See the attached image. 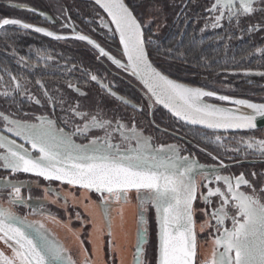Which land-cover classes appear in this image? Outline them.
<instances>
[{
	"label": "snow or ice",
	"instance_id": "snow-or-ice-1",
	"mask_svg": "<svg viewBox=\"0 0 264 264\" xmlns=\"http://www.w3.org/2000/svg\"><path fill=\"white\" fill-rule=\"evenodd\" d=\"M94 4L111 18L105 22L100 17L99 27L107 28L113 37L118 34L120 58L73 25L63 23L61 27H71L73 40L86 41L98 50L97 59L106 57L117 69L135 77L144 89L142 100L134 103L118 95L111 82H104L106 77L81 68L82 75L87 77L85 84L95 82L125 110L130 107L132 113L109 115L99 105L85 110L79 98H87L88 93L71 80L66 78L64 85L78 97L68 96L58 84L49 86L42 79L30 80L27 76L13 74L5 65L3 72L9 82L0 75V84L5 85L0 92V170L8 176L30 174L99 194V204L92 203L101 210L102 227L96 228L101 236L104 229L109 236L113 235V204L129 203V194L135 192L138 228L131 264H151L145 248L149 208L154 209L158 225L154 264H264V170L239 174L231 171L233 165L245 162L264 164V136L255 135L257 121L264 120V102L178 82L157 64V58L189 63L191 54L198 57V62L203 61L202 66L211 68L215 57L209 58L201 50L204 35L209 30L214 31L215 39L209 43H219L264 32V0H209L204 5H200L199 0H180L174 21L176 38L167 45L161 42L162 24L156 23L157 16L150 15L145 20L135 14V8L125 0H94ZM191 5L202 7V13L193 12ZM12 6L37 12L24 4ZM173 6L177 7L175 0ZM153 11H161L159 0H153ZM62 15H67L66 10ZM256 17H259L257 23L244 26V21ZM189 21L202 24L193 29L192 39L195 40L197 34L200 36V48L195 51L193 46L182 42L183 29L189 26ZM5 26L33 30L56 41L69 39L18 18H0V29ZM237 31L242 33L240 37L235 36ZM228 47L225 43V50ZM255 52L264 58V47H257ZM37 53L40 55L39 49ZM11 55L16 57L15 50ZM40 58L53 60L50 55ZM16 63L30 71L39 67L24 56H19ZM76 68L77 65L72 64L64 70L70 74ZM243 74L264 77V71L253 73L251 69L243 70ZM206 98L230 102L232 106H219ZM159 105L167 109L175 122L188 126V132L180 137L183 140L191 133L192 139L187 144L158 142L154 134L175 135L180 129L173 128L170 133L168 126L161 127L154 118L148 120L152 132L141 124L138 117H154ZM26 106L30 109L38 106L41 114L25 110ZM203 130H211V133ZM228 133L231 136L226 135ZM192 149H199L215 163H201ZM8 176L0 177V193L6 192L7 197L5 203H0V244L4 246L0 248V264H78L45 223L28 218L50 215L42 201L34 204L30 194H22L24 188L30 191L32 182ZM198 203L203 207L198 208ZM20 208L27 209V213L20 214ZM197 213L205 218L201 231L205 226L209 229L211 242V250L203 258L196 231ZM111 246L116 252L115 241ZM95 255H85L79 264H101L93 259Z\"/></svg>",
	"mask_w": 264,
	"mask_h": 264
},
{
	"label": "trees",
	"instance_id": "trees-1",
	"mask_svg": "<svg viewBox=\"0 0 264 264\" xmlns=\"http://www.w3.org/2000/svg\"><path fill=\"white\" fill-rule=\"evenodd\" d=\"M8 2L9 0H0V18H18L36 26L56 31L60 34L71 33L69 29L61 28L60 25H53L43 19L37 12L33 13L23 9L11 8L9 7ZM11 2L30 5L32 8H35L40 12L49 13L53 17L59 19L63 16L62 12L66 10L68 17L70 16L71 20L75 23L77 31H80L82 34L89 35L111 54L120 58L118 51V49L121 48L119 45V37L118 35L113 37L106 28L99 27L100 17L107 18V16L91 0H11ZM126 2L135 8V14L142 16L145 20L148 19L150 15L158 17L156 23L162 24L160 36L163 44L167 45L170 41L176 38L175 34L177 32V28L174 21L176 13L180 10L178 7L180 0H175L177 7L173 6V0H159V7L161 9L159 12L153 11V0H126ZM208 2L209 0H199L200 5L207 4ZM191 8L195 13H202V7L200 6L191 5ZM193 12H190L189 14L191 15ZM97 13L99 15H97ZM258 20L259 17H256L244 21L243 23L244 26L247 27L249 23H257ZM200 26H202V24H194L192 21H189V26L183 29L185 36L183 37L182 42L185 46H193L194 51L195 49L200 48V36L197 34L195 40H193V29H198ZM152 28L154 31L155 24L152 25ZM216 31L218 32L220 30ZM4 33H8V36L3 38L2 36ZM215 34L216 33L214 31L209 30L203 37L204 44L201 50L209 58L215 57V52H219L220 55L221 53L225 54V51L222 50L225 42L209 43V41H213L215 39ZM241 35L242 33L239 31L235 33L236 37H240ZM227 43L229 44V47L226 51L229 54H232V50L238 48V45L239 47H241L240 45L264 47V32L243 35L242 39L234 38L231 42ZM38 49L40 50V55L37 53ZM13 50H15L17 54L15 58L11 55ZM212 52H214L213 55ZM41 55H50L53 57V60L49 61L41 59ZM19 56H24L26 60L33 64H38L39 67L32 71L23 68L21 65L16 63V59H18ZM98 56V50L94 49L91 45H88L85 41H75L72 38H69L67 41H56L53 38L46 37L41 33H35L33 30H22L17 26H5V28L0 29V58L2 59H0V72L3 75H6L3 72V67L6 65L13 74L27 76L30 80L42 79L49 86L58 84L68 96L78 97V94L74 93L70 89H67L64 85V80L67 78L74 84H78L83 91L88 93L87 98H79L83 103L85 110L95 109L96 106L99 105V107L103 108L109 115H112L113 113L123 115L125 112L130 115L132 113L130 107L125 110V107L122 104L114 98L106 95L100 89L98 84L91 81L85 84L87 77L82 75L80 69L86 68L101 78L106 77V79H104L105 83L111 82L113 90L116 91L118 95H123L134 103L140 102L144 96L142 84H140V82L129 73L117 69L116 66L113 65L106 57H99V59H97ZM224 59L225 58L223 56L219 58L215 57V60L212 61L211 68L202 66L203 61L198 62V57H194L191 54L188 56L189 63H183L179 60L166 61L157 58V64L163 68L170 78L175 79L178 82L183 83V81H185V83L190 84L191 86L207 87L204 85L205 83L203 84V82L199 84V80H202L199 78L208 79V75L213 74V72L214 74H217L219 69L223 70L227 68L232 70L236 66V64H234L232 68L231 66L226 65L224 63ZM241 63L242 61H240V64ZM45 64L48 65L47 68L44 67ZM72 64L77 65V68L70 74L65 72V67H71ZM196 74L200 76L197 81H195V79L191 80L187 77L188 75L191 77L196 76ZM210 79L213 78L210 77ZM242 84L244 88H238L244 90L247 94L241 95V98L251 99L256 102H264V100L259 99V93H264L263 88L257 90L250 89L252 87H259V84H247L244 82ZM4 86L5 85L0 84V92L4 90ZM29 87L33 92L36 91V88L32 85H29ZM208 89L211 88L208 87ZM25 110H35L37 115L41 114V110L38 106H36L35 109H30L26 106ZM57 111H59V109H57ZM155 111L156 112L153 118L156 122L160 124L161 127L168 126L169 132H172L174 126H171L169 123L170 120L175 122V119L158 106ZM158 113H162L164 116L161 117ZM138 119L147 131H153V129L148 126V120L152 119L151 116L147 119L144 117H138ZM177 124L181 126L180 123ZM183 127L188 130V127ZM193 131H195V129H193ZM208 133L210 134V132ZM154 134L158 136V142L174 143V137L170 135H162L158 132H155ZM226 135L231 136V134ZM255 135L258 137L263 136L264 129L256 131ZM193 151L198 152V150ZM259 165H261V163L250 165V167L254 169V171H258L257 167ZM156 241L157 237L155 234L148 238L147 247L149 248L147 253H149L151 248L155 247Z\"/></svg>",
	"mask_w": 264,
	"mask_h": 264
},
{
	"label": "rangeland",
	"instance_id": "rangeland-1",
	"mask_svg": "<svg viewBox=\"0 0 264 264\" xmlns=\"http://www.w3.org/2000/svg\"><path fill=\"white\" fill-rule=\"evenodd\" d=\"M15 4H19V3L11 2L10 4L8 2L9 7L11 8L23 9V10L28 11L27 8L13 7L12 5H15ZM24 5H27V4H24ZM27 6L31 7L30 5H27ZM41 17L47 20L48 22L52 23L53 25L61 26V24L63 23H69L73 26H76L75 23L71 19L70 20L67 19L68 15L66 16L63 15L62 18L59 19V18L53 17L49 13H44V15ZM107 18L103 17L105 22L110 21ZM110 26L112 29H114L113 25H110ZM64 29H69L72 32L71 27L64 28ZM61 35H66V34H61ZM7 36H8V33H6V35L4 33L2 37L4 38ZM222 42L227 43V41H221V43ZM240 46L241 47H239L238 45V48H236L235 50H232V54H229L227 52V55H225L224 53H221L220 55L219 52H215V53L212 52V55L214 53L215 57L217 58L223 56L225 58L224 63L226 65H229L233 68V65L236 64V66L232 70L222 71L221 69H219V72H218L219 74L218 73L214 74L213 72L214 75L213 74L208 75L209 76L208 79L199 78L200 76H198L197 74L196 76L191 77L190 75H188L187 77L190 78L191 80L195 79V81H197L198 78L202 79V80H199V84L202 82L203 84L205 83L204 85L207 86L206 87L207 89L209 87L211 88L209 90H216L218 93L230 95L236 98H241L240 97L241 95L247 94L244 92V90H242L244 88L242 84L243 82L247 84H259V87H252L250 89L257 90V89L263 88V92H264V77H260L254 74L250 76H245L243 74V70L245 69H251L253 73H255L256 71H264L263 69L264 68V58H262L259 53L255 52V49L257 47H253L254 45H250V46L240 45ZM222 50L226 51L225 48H222ZM249 53H252V55H249ZM233 57H235V59H233ZM242 57H245V59H242ZM240 61H242L241 64H240ZM0 75H3V74L0 72ZM210 77H212L215 80L210 79ZM4 80L5 82H9V77L7 75H4ZM249 80H251V83H249ZM183 83L187 84L185 83V81H183ZM187 85H190V84H187ZM193 87H200V86H193ZM206 99L208 102L216 103L219 106H232L228 103L219 101L214 98H206ZM259 99L264 100V93L262 94L259 93ZM158 114H160L161 117L164 116L162 113H158ZM151 118L153 119V117ZM169 124L171 126L173 125L174 128L180 129V131L176 133L175 135L169 134L170 136L174 137V142L180 143L183 146L187 144V141L189 140V138L192 139V135L190 133L187 137L181 140L180 137L184 136V133L188 132V130L182 126H179L177 123L171 120ZM93 133L100 134L98 130H93ZM18 142H22V141H19L18 139ZM188 147L191 148V145H188ZM193 150H198V152H196V155L201 163H205V164L215 163L206 154L201 153L199 149H193ZM225 162L228 163L227 160H225ZM259 163L260 162L258 161H252L251 163L245 162L243 165H233L231 171L235 174H239L241 171H244V172L254 171V169H252L250 165L259 164ZM257 170L258 171L264 170V164L259 165L257 167ZM2 176H8V173L0 170V177ZM8 178L32 182V187L30 191L28 188H24L22 189V194L25 196H28L30 194L33 197L32 203L34 204L41 202V201L44 204L46 203L47 204L45 205L46 207L44 206L45 211L50 213V215L52 216L47 215V214L43 216L33 215V216H30L32 218L31 220H39L45 223V226L49 229L50 233L53 236H55V238L60 240L65 245V247L70 250L71 254L73 255V258L77 260L78 264L81 261V259L79 260L78 258L79 253H81L83 256L96 253V255L93 257L94 260H98L96 256H98V254L101 253L104 260L108 261V264H113V262L114 264H131L132 252L137 242L138 212H137L136 223L134 221L135 225H132L133 221L124 222V220H126L127 213L130 212L131 209L133 210V213H134V209H133L134 205H136V208L138 211V207H137L138 202L135 198V195H136L135 192H132L129 194V203L122 204V205L113 204L111 208L113 235L109 236L107 234V229H104L103 235L101 236L100 233L96 231L97 227H102L101 210L99 208H96L92 203V202H95L96 204H99V194L95 192H87L84 189H81L79 187L69 186L67 184H62L58 181H52V182L45 181L43 178H38L30 174H18L15 176H8ZM46 188L51 189V191L46 192L45 191ZM57 193L59 195H57ZM5 195L6 193L5 194L0 193V203H5L7 199ZM65 197H67V202H65ZM87 197H90L92 202L87 201ZM85 202H88V203L91 202L92 204L89 207ZM131 204H134V205H131ZM51 205H57L59 208L58 209L55 207L53 208L51 207ZM5 206L7 205L5 204ZM196 206L198 208L203 207V205L200 203H198ZM18 211L19 213H22V215H24L27 213L28 210L24 208H20L18 209ZM146 219L148 221V224H147L148 232H147V237H146L147 241L150 236H153V234H155V236L157 237L155 247L151 248L149 253H147L148 260L151 262V264H154V261H152V257L155 254L156 249L158 247V236H157L158 225L155 220L154 209L149 208L148 212L146 213ZM204 219L205 218L202 215L197 213L195 217V221H196V231L198 233V242L200 245L199 251H200L201 258L206 256L211 250V242H210V238L208 235L209 229L205 226L204 230L201 231V226L204 224ZM62 220L66 222V224L69 225L71 229L65 223L63 224ZM79 228L81 229L80 234L78 231ZM75 236L78 238V240L76 239ZM81 241L83 243H81ZM113 241H115L116 246H117L116 252L112 250L111 245ZM147 244L148 242L145 244L146 251L149 248L147 247L148 246ZM3 247L4 246L0 244V248H3ZM99 248H102L103 251H97ZM83 249H87V252H83ZM121 250L123 251L122 255L120 253Z\"/></svg>",
	"mask_w": 264,
	"mask_h": 264
},
{
	"label": "crops",
	"instance_id": "crops-1",
	"mask_svg": "<svg viewBox=\"0 0 264 264\" xmlns=\"http://www.w3.org/2000/svg\"><path fill=\"white\" fill-rule=\"evenodd\" d=\"M87 201H91L90 197H87ZM91 202H92V201H91ZM91 202H90V203L85 202V203L90 207V205L92 204ZM47 203H48V202H47ZM51 203H52V202H51ZM52 204H53V203H52ZM45 205H47V204L45 203L44 206H45ZM131 205H134V204H131ZM134 206H135V208H134ZM134 206H133L134 213H133V210L131 209V210H130L131 214H130V212H128V213H127V216H126V220H124V222H126V221H127V222H128V221L132 222V221H133V222H132V223H133L132 225H135V223H136V220H137V212H138V211H137V208H136V205H134ZM45 207H46V206H45ZM51 207H53V208L55 207V208H57V209L59 208L57 205H51ZM61 208H62V207H61ZM46 213H48V212H46ZM20 214H22V213H20ZM50 216H52V215H50ZM87 216H88V215H87ZM88 217H89V216H88ZM123 217H124V216H123ZM28 218H29L30 220L32 219L30 216H29ZM134 218H135V220H134ZM62 221H63V220H62ZM134 221H135V223H134ZM121 222H122V221H121ZM124 222H123V223H124ZM64 223L66 224V222L63 221V224H64ZM130 224H131V223H130ZM66 225H67V224H66ZM67 226L70 228L69 225H67ZM122 227H123V226H122ZM70 229H71V228H70ZM76 231H77V230H76ZM78 231H79V234H80L81 229L79 228ZM77 236H79V235H77ZM75 237H76V236H75ZM76 239L78 240L77 237H76ZM5 251H7V250H5ZM120 253H121V255H122V254H123V251L121 250ZM78 256H79V257H78L79 260H80V259L82 260V259H83L82 257H84L81 253H79ZM96 257H97L98 261L101 262V264H102L103 261H106V260H104V258H103V256L101 255V253H99L98 256H96ZM107 264H108V261H107Z\"/></svg>",
	"mask_w": 264,
	"mask_h": 264
},
{
	"label": "water",
	"instance_id": "water-1",
	"mask_svg": "<svg viewBox=\"0 0 264 264\" xmlns=\"http://www.w3.org/2000/svg\"><path fill=\"white\" fill-rule=\"evenodd\" d=\"M93 3H94V0H91ZM125 2H126V0H125ZM127 3V2H126ZM102 11H103V9H101ZM104 12V11H103ZM37 13H39L40 14V11H38L37 10ZM105 13V12H104ZM106 14V16H107V13H105ZM108 17V16H107ZM108 19L110 20L111 18L110 17H108ZM113 27L115 28V25H113ZM118 35V34H117ZM66 36H68L69 38H72L71 37V34H66ZM86 42V41H85ZM106 50V49H105ZM107 51V50H106ZM218 94H221V93H218ZM236 98V97H235ZM214 99H216V98H214ZM254 102V101H253ZM225 103H228V104H230V102H225ZM231 105V104H230ZM159 107L162 109V110H164L165 112H167L168 113V111H167V109H164L163 108V106L162 105H159ZM169 115H171L170 113H168ZM175 119V118H174ZM257 126H258V130L257 131H260V130H263L264 129V120H258L257 121ZM188 127V126H187ZM203 131H205V132H210L211 133V130H203ZM228 134H231V133H228ZM75 187H79V186H75Z\"/></svg>",
	"mask_w": 264,
	"mask_h": 264
},
{
	"label": "flooded vegetation",
	"instance_id": "flooded-vegetation-1",
	"mask_svg": "<svg viewBox=\"0 0 264 264\" xmlns=\"http://www.w3.org/2000/svg\"><path fill=\"white\" fill-rule=\"evenodd\" d=\"M76 28V26H74Z\"/></svg>",
	"mask_w": 264,
	"mask_h": 264
}]
</instances>
